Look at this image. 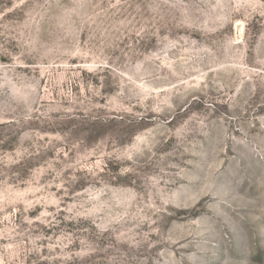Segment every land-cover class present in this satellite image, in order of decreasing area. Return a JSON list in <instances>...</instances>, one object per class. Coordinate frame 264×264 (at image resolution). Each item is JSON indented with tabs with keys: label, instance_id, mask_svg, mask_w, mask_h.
Returning <instances> with one entry per match:
<instances>
[{
	"label": "rangeland",
	"instance_id": "374dc122",
	"mask_svg": "<svg viewBox=\"0 0 264 264\" xmlns=\"http://www.w3.org/2000/svg\"><path fill=\"white\" fill-rule=\"evenodd\" d=\"M0 264H264V0H0Z\"/></svg>",
	"mask_w": 264,
	"mask_h": 264
}]
</instances>
